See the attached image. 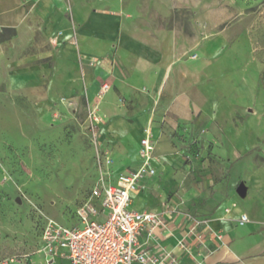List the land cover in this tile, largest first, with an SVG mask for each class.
I'll return each instance as SVG.
<instances>
[{
  "label": "crops",
  "instance_id": "obj_1",
  "mask_svg": "<svg viewBox=\"0 0 264 264\" xmlns=\"http://www.w3.org/2000/svg\"><path fill=\"white\" fill-rule=\"evenodd\" d=\"M0 34V97L22 110L29 103L41 106L44 115L53 105L84 125L81 98L97 102L108 120L99 125L98 140H113V184L120 173L140 166L143 126L191 125V110L203 97L200 58L183 56L177 30L147 24L135 1L0 0ZM102 82L110 88L98 98ZM158 89H169L164 102L170 117L144 113ZM241 169L244 179L237 185L243 184L244 194L236 185V194L219 197L211 210L195 205L187 211L175 198L155 205L140 190L151 189L157 174L143 176L130 192L129 208L155 212L163 224L152 232L145 226L141 246L156 258L166 256L165 264H264V161L246 160ZM242 214L247 221L241 222ZM46 258L34 250L13 264H45ZM47 260L69 264L61 254Z\"/></svg>",
  "mask_w": 264,
  "mask_h": 264
},
{
  "label": "rangeland",
  "instance_id": "obj_2",
  "mask_svg": "<svg viewBox=\"0 0 264 264\" xmlns=\"http://www.w3.org/2000/svg\"><path fill=\"white\" fill-rule=\"evenodd\" d=\"M123 1H135L152 27L176 29L183 56L200 58L203 73L191 125L141 128L153 137L159 165L155 185L140 192L155 205L175 198L187 211L211 210L236 194L246 160L264 161V0ZM167 90L158 89L144 113L170 117ZM80 102L88 109L86 94ZM23 108L0 97V262L11 264L39 247L47 220L78 224L75 208L114 147L106 136L98 140L99 126L94 137L87 123L53 105L46 115L41 106Z\"/></svg>",
  "mask_w": 264,
  "mask_h": 264
},
{
  "label": "built area",
  "instance_id": "obj_3",
  "mask_svg": "<svg viewBox=\"0 0 264 264\" xmlns=\"http://www.w3.org/2000/svg\"><path fill=\"white\" fill-rule=\"evenodd\" d=\"M109 88L108 82H102L98 98L104 96ZM61 101L66 105L72 103L68 98ZM85 121L95 137L97 127L103 122L97 102L88 105ZM139 149L140 166L120 173L114 184L109 179L113 159L108 154L104 158L107 166L103 175L89 190L86 199L75 208L78 224L66 226L47 220L43 224L40 245L35 251L47 258L65 255L69 264H165L166 256H152L139 240L145 226H148V232H152L163 224L160 215L129 208L130 192L136 189L137 182L143 176L155 174L152 165L155 159L154 142L147 128L140 139ZM240 219L241 222L248 220L245 214ZM11 262L12 259H4L0 264Z\"/></svg>",
  "mask_w": 264,
  "mask_h": 264
},
{
  "label": "water",
  "instance_id": "obj_4",
  "mask_svg": "<svg viewBox=\"0 0 264 264\" xmlns=\"http://www.w3.org/2000/svg\"><path fill=\"white\" fill-rule=\"evenodd\" d=\"M236 190L237 192L240 194V195H243L244 194V188H243V184L242 183H239L236 187Z\"/></svg>",
  "mask_w": 264,
  "mask_h": 264
},
{
  "label": "trees",
  "instance_id": "obj_5",
  "mask_svg": "<svg viewBox=\"0 0 264 264\" xmlns=\"http://www.w3.org/2000/svg\"><path fill=\"white\" fill-rule=\"evenodd\" d=\"M3 37V35L2 34H0V38H2Z\"/></svg>",
  "mask_w": 264,
  "mask_h": 264
}]
</instances>
